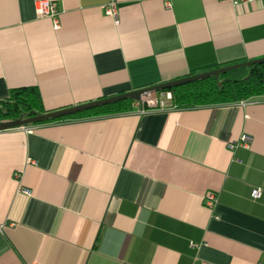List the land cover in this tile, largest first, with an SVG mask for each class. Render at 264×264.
Returning <instances> with one entry per match:
<instances>
[{
  "label": "crops",
  "instance_id": "0c3cea01",
  "mask_svg": "<svg viewBox=\"0 0 264 264\" xmlns=\"http://www.w3.org/2000/svg\"><path fill=\"white\" fill-rule=\"evenodd\" d=\"M37 1L0 0V101L33 86L59 110L264 56V0H115L116 19L50 0L57 28ZM24 127L0 130V264H264V96Z\"/></svg>",
  "mask_w": 264,
  "mask_h": 264
},
{
  "label": "trees",
  "instance_id": "16d2710c",
  "mask_svg": "<svg viewBox=\"0 0 264 264\" xmlns=\"http://www.w3.org/2000/svg\"><path fill=\"white\" fill-rule=\"evenodd\" d=\"M165 90L171 92V106L176 109L260 98L264 96V62L220 73L217 79L214 76H207ZM133 102L134 100L129 98L117 100L29 125L59 122L70 118L127 113L132 110ZM41 113L45 111L39 92L33 86L15 88L10 91L7 99L0 101V121Z\"/></svg>",
  "mask_w": 264,
  "mask_h": 264
},
{
  "label": "water",
  "instance_id": "95a60500",
  "mask_svg": "<svg viewBox=\"0 0 264 264\" xmlns=\"http://www.w3.org/2000/svg\"><path fill=\"white\" fill-rule=\"evenodd\" d=\"M261 62H264V56L225 65L222 67L213 68L210 70L191 74V75H188L182 78H177L175 80L167 81V82L157 84L154 86L132 90L129 92H123V93H120L114 96L100 98V99H97L91 102H87V103H83V104H79V105H75V106H71V107H67V108H63L59 110L47 111L41 114H32V115L28 114L25 117H18L16 119L1 120L0 130L21 127V126L41 122L44 120H49V119H54V118H58L62 116L71 115V114L80 112L82 110L90 109V108H93L99 105L108 104V103H111L117 100H122V99H127V98L132 99V100H139L141 95H144L148 92H156L160 90H165L171 86L182 84V83L189 82L192 80H197V79L207 77V76H214L217 79L220 73L227 72V71L241 68V67H248L250 65L261 63Z\"/></svg>",
  "mask_w": 264,
  "mask_h": 264
},
{
  "label": "built area",
  "instance_id": "2783aa9c",
  "mask_svg": "<svg viewBox=\"0 0 264 264\" xmlns=\"http://www.w3.org/2000/svg\"><path fill=\"white\" fill-rule=\"evenodd\" d=\"M232 5H241L252 2L253 0H227ZM165 6L169 7V1L165 0ZM105 14L113 18H117L118 9L115 0H110L105 6H103ZM36 12L38 16L50 17L53 20V26L57 28L59 26L57 20V14L54 4L50 0H38L36 6ZM242 101V100H241ZM132 106L136 107V111L140 114L147 112L151 109H171V92L168 90L148 92L141 95L139 100H134ZM26 126V125H25ZM23 128H25L23 126ZM25 130H28L27 128ZM250 138L248 136H242L240 143L244 146H248ZM228 148L232 149L236 146L234 143L227 144ZM262 188H252L250 195L253 199H257L261 196ZM204 201L207 206H212L216 201L214 193H208L204 196ZM121 264H126L122 262Z\"/></svg>",
  "mask_w": 264,
  "mask_h": 264
},
{
  "label": "rangeland",
  "instance_id": "374dc122",
  "mask_svg": "<svg viewBox=\"0 0 264 264\" xmlns=\"http://www.w3.org/2000/svg\"><path fill=\"white\" fill-rule=\"evenodd\" d=\"M241 68H243V67H241ZM234 70V69H233ZM236 70V69H235Z\"/></svg>",
  "mask_w": 264,
  "mask_h": 264
}]
</instances>
